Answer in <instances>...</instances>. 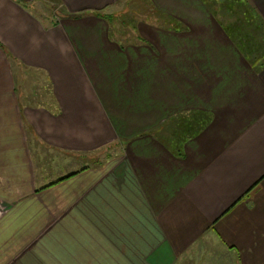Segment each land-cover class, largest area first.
I'll return each instance as SVG.
<instances>
[{
    "label": "crops",
    "instance_id": "0c3cea01",
    "mask_svg": "<svg viewBox=\"0 0 264 264\" xmlns=\"http://www.w3.org/2000/svg\"><path fill=\"white\" fill-rule=\"evenodd\" d=\"M124 1L0 0V264H264V0Z\"/></svg>",
    "mask_w": 264,
    "mask_h": 264
},
{
    "label": "rangeland",
    "instance_id": "374dc122",
    "mask_svg": "<svg viewBox=\"0 0 264 264\" xmlns=\"http://www.w3.org/2000/svg\"><path fill=\"white\" fill-rule=\"evenodd\" d=\"M115 8L116 10L114 9L115 11L113 15L119 14V18L114 16L112 20L114 29L115 28L121 29L124 27L128 29V27L129 28L136 27V25H138L139 23V21L137 22L136 17L137 18L142 17L143 20H141L140 22L143 23L144 21H148L150 17L154 15L153 11L151 10V6H149L147 2L143 0H127L124 1V3L116 6ZM56 10L57 8H55L54 11ZM200 246H201V250L202 248L203 249L205 248L204 244H201ZM203 252L205 251L202 250V252H200L199 255L201 256ZM218 260H219L218 261L219 264H227L226 260H223L221 258H218ZM189 264H194V262ZM195 264H212L210 253L205 252V254H203L202 257L198 258Z\"/></svg>",
    "mask_w": 264,
    "mask_h": 264
}]
</instances>
